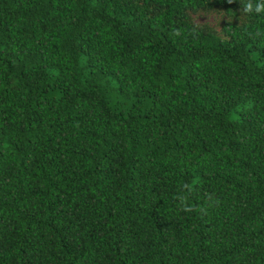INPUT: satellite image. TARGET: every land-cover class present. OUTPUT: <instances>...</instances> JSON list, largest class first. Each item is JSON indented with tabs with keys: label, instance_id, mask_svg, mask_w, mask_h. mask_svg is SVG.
Masks as SVG:
<instances>
[{
	"label": "trees",
	"instance_id": "16d2710c",
	"mask_svg": "<svg viewBox=\"0 0 264 264\" xmlns=\"http://www.w3.org/2000/svg\"><path fill=\"white\" fill-rule=\"evenodd\" d=\"M243 3L0 0V264H264Z\"/></svg>",
	"mask_w": 264,
	"mask_h": 264
},
{
	"label": "clouds",
	"instance_id": "9594fccd",
	"mask_svg": "<svg viewBox=\"0 0 264 264\" xmlns=\"http://www.w3.org/2000/svg\"><path fill=\"white\" fill-rule=\"evenodd\" d=\"M228 3H233L234 0H227ZM242 12L244 13H252L255 12L257 14L264 13V0H244L242 5Z\"/></svg>",
	"mask_w": 264,
	"mask_h": 264
},
{
	"label": "rangeland",
	"instance_id": "374dc122",
	"mask_svg": "<svg viewBox=\"0 0 264 264\" xmlns=\"http://www.w3.org/2000/svg\"><path fill=\"white\" fill-rule=\"evenodd\" d=\"M217 15H220V13L219 12H207L204 15H198V16H196L194 18H195L196 22L197 21H203V19L204 20H208L209 22H211L214 19L211 23H213L215 25V27L218 29L219 26H218V23H217L218 22V16Z\"/></svg>",
	"mask_w": 264,
	"mask_h": 264
}]
</instances>
